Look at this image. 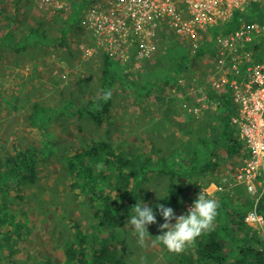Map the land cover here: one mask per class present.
Returning a JSON list of instances; mask_svg holds the SVG:
<instances>
[{
  "label": "rangeland",
  "instance_id": "1",
  "mask_svg": "<svg viewBox=\"0 0 264 264\" xmlns=\"http://www.w3.org/2000/svg\"><path fill=\"white\" fill-rule=\"evenodd\" d=\"M73 1L82 0H23L22 21L14 27V36L19 39L30 27L35 28L32 18L35 16L39 20V32L43 38H34L26 50L11 51L7 45L0 48V159L12 153L14 145L34 149L38 157V181L27 186L25 201L17 202L16 207L26 211L31 227L19 240L20 254L17 258L20 262L49 257L59 263L64 259V250L72 237L67 220L72 219L84 227H89L95 221L94 209L87 199L76 197L75 186L70 188L75 178L63 154L89 142L104 140L118 150L143 152L146 155L153 151L168 159L188 152L186 142L193 131L198 130V121L205 110L215 106L213 115L218 113V104L212 99H209L206 108L198 114L194 113L195 109L201 108L203 95L211 91L205 81L216 66L214 59L201 57L191 58L187 69L177 76L165 81L146 82L150 88L146 98H137L138 86H129L123 80H118L110 88V118L102 127H97L86 113L79 115L78 108L92 95L100 93L102 76L101 58L84 57L81 51L85 36L80 29V19L77 24L68 25L66 42L58 41L61 36L59 23L71 16ZM8 14H11V6L3 1L0 6V37L6 31L4 16ZM236 21L239 22L238 18ZM174 43L164 40L162 35L158 51L151 61L144 64L141 72H156L158 77H162L166 72L175 71L177 67L173 62V52L179 54L176 47L182 46L180 42ZM198 89L200 94L193 92ZM203 89L205 92H202ZM188 90L190 92L187 93ZM205 96L209 98L208 94ZM35 106L44 109V112L38 111L34 115ZM190 123L193 129L188 133L186 129ZM207 126V131L220 130L219 124L217 128ZM239 161L240 158L231 157L220 165L222 171L219 168L217 172L203 173L205 180L212 178L209 184L202 187L207 197L216 200L217 192L232 196L239 192L255 199L243 185L235 184V174L243 164L242 160ZM186 178L177 174L174 177L175 184L183 189L180 205L174 209L176 216L187 213L193 205ZM211 183L216 185L213 191L214 187L208 188ZM168 184V176H154L141 190L134 206L138 202L161 204L167 195ZM257 191H264V184L261 188L257 187ZM154 212L157 223L148 226L153 238L162 234L159 228L164 223ZM129 218L122 227L107 230L120 257L132 264H148L153 259L156 263L176 262L178 254L169 252L161 244L154 246V252L150 250L153 247L151 241H148V247H140L137 237L132 234V226L127 224ZM217 218L218 215L215 224Z\"/></svg>",
  "mask_w": 264,
  "mask_h": 264
},
{
  "label": "trees",
  "instance_id": "2",
  "mask_svg": "<svg viewBox=\"0 0 264 264\" xmlns=\"http://www.w3.org/2000/svg\"><path fill=\"white\" fill-rule=\"evenodd\" d=\"M3 1L11 6V14L4 16L7 23L4 35L0 37V48L7 45L11 51L26 50L34 38L38 40L43 38L39 32V20L35 16H32L35 28L30 27L24 37L16 38L13 29L22 21L23 0H0V6ZM89 1L71 2V16L59 23L61 32L59 42H66L68 25L79 22ZM238 24L235 17L229 27L233 29ZM221 30L226 32L227 28L216 27L211 31L209 40L201 43L196 59H201L207 52L210 53L206 58L214 57L216 47L212 36ZM163 36L164 40L172 44L180 42L182 46L176 47L179 48V54L173 52V62L177 67L175 71L166 72L162 77H158L156 72H138L133 80H129L120 72L116 59L102 57L101 91L84 102L77 113L79 115L86 113L97 127H102L110 118L112 101L111 98L105 101L101 97L105 92H110V88L118 80H123L129 86H138L141 91L137 90V98L140 99L146 98L150 93L146 82L165 81L186 70L191 60L188 46L177 37L171 38L168 34ZM210 90L207 93L209 99L218 104L216 107L220 125L218 139L205 134L198 138L197 142L188 141L186 142L188 152L185 154L176 155L177 157L173 155L167 159L153 151L146 155L143 152L118 150L104 140L89 142L70 153L63 154V159L75 178L70 188L73 189L75 186L76 197L87 199L90 207L94 209L95 221L89 227H84L72 219L67 220L72 237L64 250V259L59 263H55L49 257L38 258L32 262L30 260L20 262L17 258L20 254L19 240L31 229L26 211L16 209L17 202L25 201L27 186L38 181V157L34 149H23L14 145L13 152L0 159V264H127L118 255L107 230L120 228L125 224V220L132 215L131 209L135 199L151 178L158 174L169 177L167 195L159 205L174 210L180 205L183 192V189L175 184L176 174L181 178L188 176L186 180L190 184L189 190L194 203L199 193L203 192V185L211 181L204 179V172L209 168L213 169L211 172H217L220 161H226L231 157L244 161L249 156L247 148L238 137L236 127L230 124L236 107L229 86L224 84L220 88ZM70 103L73 104V101ZM38 111L44 112V109L35 106L34 115ZM216 196L219 204L218 222L212 231L202 235L194 246L186 250L187 256L194 258L193 262L189 260V263L185 259L186 264H264L262 236L257 229L245 222L247 214L255 207L256 199H250L239 192L236 196L217 192ZM148 206L163 219L157 204ZM257 212L264 215V199L260 201Z\"/></svg>",
  "mask_w": 264,
  "mask_h": 264
},
{
  "label": "built area",
  "instance_id": "3",
  "mask_svg": "<svg viewBox=\"0 0 264 264\" xmlns=\"http://www.w3.org/2000/svg\"><path fill=\"white\" fill-rule=\"evenodd\" d=\"M235 17L239 24L231 29ZM216 27L227 31L212 36L216 66L205 84L229 86L236 107L230 124L249 152L234 181L256 199L264 184V0H90L80 17L81 51L87 58L116 59L120 72L133 80L153 59L163 34L176 36L196 59ZM203 100L195 114L208 106L209 98ZM246 223L264 240V228Z\"/></svg>",
  "mask_w": 264,
  "mask_h": 264
},
{
  "label": "clouds",
  "instance_id": "4",
  "mask_svg": "<svg viewBox=\"0 0 264 264\" xmlns=\"http://www.w3.org/2000/svg\"><path fill=\"white\" fill-rule=\"evenodd\" d=\"M110 97L111 92H105L101 98L107 101ZM249 191L252 190L249 189ZM262 199H264V192L256 196L255 207L248 213L245 221L264 228V215L257 212V207ZM157 207L164 220L159 228L162 234L155 238L150 236L148 226L157 223L156 213L151 207L142 202H138L132 208L133 214L127 223L133 228L132 234L137 237V243L142 248L148 247V241H151L153 247L161 244L169 252L181 254L194 246L198 238L214 229L219 204L215 199L209 198L203 192H200L193 205L188 208L187 214L176 216L171 207H165L164 205H157ZM172 221H175V223H172Z\"/></svg>",
  "mask_w": 264,
  "mask_h": 264
},
{
  "label": "crops",
  "instance_id": "5",
  "mask_svg": "<svg viewBox=\"0 0 264 264\" xmlns=\"http://www.w3.org/2000/svg\"><path fill=\"white\" fill-rule=\"evenodd\" d=\"M210 89H213V88H210ZM205 89H203L202 90V92H205L204 91ZM188 92H190L189 90L187 91V93ZM194 93L195 92H197L198 94H200V89H198L197 91H193ZM207 93H205L203 96H205ZM211 103H214L213 101L211 102ZM213 109H215V106H213L212 107V109L210 110V107L207 109V110H205L204 112H203V114H202V117H201V119L198 121L199 123H198V125H197V127H196V130L197 131H193V133L191 134V136L189 137L190 138V140H188V141H192L193 143L194 142H197V140H198V138H200V137H203L205 134H207V136H213L214 138H216V139H218L217 138V136H218V131H216L215 130V132H214V130H211V131H207L208 129H209V127L207 126V125H210L211 127L212 126H215L216 128L218 127V124H219V121H218V113H215V116L213 115V112L212 111H215V110H213ZM184 120H185V122H186V120L187 119H185L184 118ZM191 124L192 123H190V126L188 125L187 126V129H186V131L189 133V131H191L193 128L191 127ZM191 127V129H189ZM201 128H203V130L200 132V134H198V132H199V130L201 129ZM215 128V129H216ZM214 132V135H212V133ZM197 135V137H195ZM187 141V142H188ZM225 163V161H220V163H219V167H218V169L220 168V165H223ZM222 169V167L220 168V170ZM208 173L209 172H211V171H213V169H211V168H209L208 170ZM222 171V170H221ZM208 179H212V178H209L208 177ZM223 181L225 180V177L222 179ZM211 187H214V189H212V191L213 190H215L216 189V185L215 184H213V183H211L210 185H209V187L208 188H211ZM155 248V249H154ZM151 251H155L156 250V247H151V249H150ZM119 255V254H118ZM184 259V260H183ZM187 260V262L189 263V260H190V262L192 261L193 262V260H194V258H193V256H187V253H186V251H184L183 253H181V254H178V256H177V258H176V262L174 263V264H180V262L183 260V263L182 264H186L187 262H186V260ZM127 264H132L131 262H129L128 260H124ZM148 264H164V263H162V262H160V263H156V260L155 259H153L152 261H149L148 262Z\"/></svg>",
  "mask_w": 264,
  "mask_h": 264
},
{
  "label": "bare ground",
  "instance_id": "6",
  "mask_svg": "<svg viewBox=\"0 0 264 264\" xmlns=\"http://www.w3.org/2000/svg\"><path fill=\"white\" fill-rule=\"evenodd\" d=\"M262 239V238H261Z\"/></svg>",
  "mask_w": 264,
  "mask_h": 264
}]
</instances>
